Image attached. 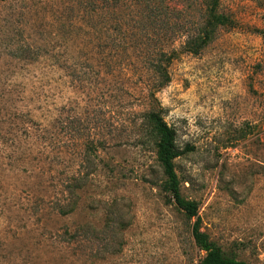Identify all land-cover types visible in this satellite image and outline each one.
<instances>
[{
	"label": "rangeland",
	"instance_id": "374dc122",
	"mask_svg": "<svg viewBox=\"0 0 264 264\" xmlns=\"http://www.w3.org/2000/svg\"><path fill=\"white\" fill-rule=\"evenodd\" d=\"M208 1L0 3V264L199 263L194 219L165 202L158 138L143 137L150 109L201 230L264 264V0H217L232 26L177 54L158 91L145 64L197 33ZM79 226L83 242H61Z\"/></svg>",
	"mask_w": 264,
	"mask_h": 264
},
{
	"label": "trees",
	"instance_id": "16d2710c",
	"mask_svg": "<svg viewBox=\"0 0 264 264\" xmlns=\"http://www.w3.org/2000/svg\"><path fill=\"white\" fill-rule=\"evenodd\" d=\"M4 0H0V3ZM232 22L230 17L218 11L217 0H209L206 4L204 20L198 28L197 33L189 35L180 45L179 50L174 49L165 52L163 49H155L150 56L147 57L145 64L149 71L155 76L158 91L170 81L168 68L176 55L180 52H189L191 54H199L214 38L219 28L230 27ZM174 30L176 28H173ZM177 30V29H176ZM261 38L264 39V29L257 31ZM155 91L149 94V99L154 98ZM148 135L154 134L157 139V156L165 177L163 188L168 194L165 195L166 203H173L184 212L188 219H194L191 226V236L197 248L204 254L198 264H249L244 261L237 260L234 256L226 255L220 246L213 242L209 235L201 230V219L198 215V206L194 201H189L181 196L179 184L180 181L175 173L174 160L180 156V151L175 146V135L173 130L163 121L161 114L150 109L144 114L141 127ZM70 195L79 188L67 187ZM60 216H67L74 210L72 206L66 207L56 205L54 209ZM88 233L87 227H77L73 230L66 229L61 237V242L67 244H75L83 242Z\"/></svg>",
	"mask_w": 264,
	"mask_h": 264
}]
</instances>
